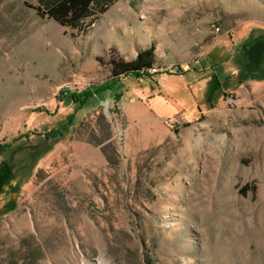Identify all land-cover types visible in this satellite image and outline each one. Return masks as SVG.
I'll list each match as a JSON object with an SVG mask.
<instances>
[{"label": "rangeland", "instance_id": "1", "mask_svg": "<svg viewBox=\"0 0 264 264\" xmlns=\"http://www.w3.org/2000/svg\"><path fill=\"white\" fill-rule=\"evenodd\" d=\"M35 5L0 0V148L37 149L0 264H264V0H121L84 35ZM152 45L159 74L110 81Z\"/></svg>", "mask_w": 264, "mask_h": 264}, {"label": "trees", "instance_id": "2", "mask_svg": "<svg viewBox=\"0 0 264 264\" xmlns=\"http://www.w3.org/2000/svg\"><path fill=\"white\" fill-rule=\"evenodd\" d=\"M121 0H36V5L33 9L42 19H50L58 23L63 28L71 31L75 35L87 34L94 24L104 15L109 9ZM264 41V35L257 37L249 45L250 48L258 47ZM157 58L155 55V47L152 45L147 49L140 50L135 59L125 60L118 56H111L110 81H120L123 78L130 76L135 77H155L152 70L160 71L157 68ZM156 73V72H155ZM158 73V72H157ZM159 74V73H158ZM107 89L103 86H97L93 90H87L82 94L74 92L62 91V98L71 96L75 102L80 98L88 99L97 93L105 92ZM59 98V97H58ZM61 99V98H59ZM84 101V100H83ZM41 110V108L39 109ZM46 141L57 140L62 137L60 130L46 131L44 134ZM26 138H29L26 136ZM30 142L7 146L0 148V156L9 154L3 162L0 169V188L1 185L8 180L16 170L15 158L29 151V154L35 156L36 146H28ZM36 149V150H35Z\"/></svg>", "mask_w": 264, "mask_h": 264}, {"label": "crops", "instance_id": "3", "mask_svg": "<svg viewBox=\"0 0 264 264\" xmlns=\"http://www.w3.org/2000/svg\"><path fill=\"white\" fill-rule=\"evenodd\" d=\"M260 35H261V33L258 34L257 37H259ZM138 52H139V51H138ZM137 55H138V53H137L136 55H134V56L131 54V55H130V58H125V57H124V59H125V60H132V59H135V58L137 57ZM124 79H125V78H123V79H121V80H124Z\"/></svg>", "mask_w": 264, "mask_h": 264}, {"label": "built area", "instance_id": "4", "mask_svg": "<svg viewBox=\"0 0 264 264\" xmlns=\"http://www.w3.org/2000/svg\"><path fill=\"white\" fill-rule=\"evenodd\" d=\"M152 72L155 73V72H157V71H156L155 69H153ZM62 91H67V90L63 89ZM62 91H61V92H62ZM68 92H70V91H68Z\"/></svg>", "mask_w": 264, "mask_h": 264}, {"label": "bare ground", "instance_id": "5", "mask_svg": "<svg viewBox=\"0 0 264 264\" xmlns=\"http://www.w3.org/2000/svg\"><path fill=\"white\" fill-rule=\"evenodd\" d=\"M190 145H191V144H190ZM190 145L187 144L186 149H187L188 147H190ZM190 149H191V148H190ZM187 153H188V152H187Z\"/></svg>", "mask_w": 264, "mask_h": 264}]
</instances>
